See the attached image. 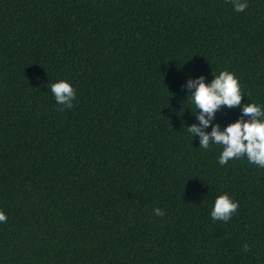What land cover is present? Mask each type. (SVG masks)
Wrapping results in <instances>:
<instances>
[{
	"label": "trees",
	"instance_id": "16d2710c",
	"mask_svg": "<svg viewBox=\"0 0 264 264\" xmlns=\"http://www.w3.org/2000/svg\"><path fill=\"white\" fill-rule=\"evenodd\" d=\"M247 4L0 0V264H264V168L187 132L242 116L200 125L198 77L227 69L264 105V0ZM225 192L238 207L213 220Z\"/></svg>",
	"mask_w": 264,
	"mask_h": 264
},
{
	"label": "clouds",
	"instance_id": "9594fccd",
	"mask_svg": "<svg viewBox=\"0 0 264 264\" xmlns=\"http://www.w3.org/2000/svg\"><path fill=\"white\" fill-rule=\"evenodd\" d=\"M232 6L234 11L242 12L248 6L247 0H232ZM212 76L211 81L207 83L203 77L188 82V87L191 89L188 100L193 108L200 110L197 116L200 125L206 127L221 106L228 108L240 106L242 116L225 124L223 129H220L218 124H214L209 132H204L200 126L189 125L187 132L191 137L193 134H198L199 147L202 149H208L210 145L220 146L217 161L221 165L226 164L230 159H239L243 156L249 163L264 168V105L251 101L246 104L241 103L244 93L237 77L231 71L222 69ZM48 87L57 104L66 108L73 106L75 91L69 81L57 79ZM237 207L238 201L232 199L226 192L220 193L214 198L209 215L213 220L220 219L226 222ZM153 212L158 216L164 214L158 207L154 208ZM5 219L4 212L0 211V221ZM248 248L249 245L245 243L243 251H247Z\"/></svg>",
	"mask_w": 264,
	"mask_h": 264
}]
</instances>
